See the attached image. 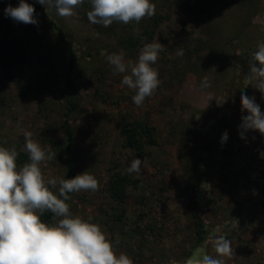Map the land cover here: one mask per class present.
Returning <instances> with one entry per match:
<instances>
[{
	"label": "rangeland",
	"instance_id": "1",
	"mask_svg": "<svg viewBox=\"0 0 264 264\" xmlns=\"http://www.w3.org/2000/svg\"><path fill=\"white\" fill-rule=\"evenodd\" d=\"M26 2L35 7L36 25L5 15L19 0H0V146H15L18 161L28 158L22 149L25 133H31L56 153L41 165L45 179H65L68 125L74 177L88 171L99 181L96 192L72 193L70 212L100 225L117 254L134 264L215 256L213 241L220 236L233 249L226 264H264V136L249 130L242 139L239 127L248 114L241 111L242 91L264 112L262 94L252 85L244 88L249 54L264 41V0H152L163 20L153 37L135 46L121 42L131 31L126 28L141 22L93 24L89 0L70 17L43 5L46 16L41 15L36 0ZM150 42L164 46L153 65L161 83L137 107L134 91L101 51L123 50L125 60L135 62ZM13 43L7 60L3 50ZM204 77L210 87H201ZM127 122L154 129V143L142 154L126 146ZM225 131L228 139L221 143ZM136 158L140 173L128 174ZM116 173L131 180L123 202L110 196ZM197 223L205 231L201 244Z\"/></svg>",
	"mask_w": 264,
	"mask_h": 264
},
{
	"label": "clouds",
	"instance_id": "2",
	"mask_svg": "<svg viewBox=\"0 0 264 264\" xmlns=\"http://www.w3.org/2000/svg\"><path fill=\"white\" fill-rule=\"evenodd\" d=\"M37 2L45 6L46 11L54 8L59 16L70 17L85 0ZM89 3V22L105 28L114 22L139 24L144 18H151L156 11L152 0H89ZM4 12L17 23L38 24L35 7L26 0H19L16 7L9 4ZM134 31L139 32V29ZM163 50L164 46L159 42L145 43L135 62L126 61L123 50L111 54L101 51L113 67L114 74H123L122 84L134 91L132 101L137 107H141L161 83L158 69L153 65ZM248 64L250 71L245 77L244 88L252 85L264 98V41H259L256 50L249 54ZM210 86L204 77L201 87ZM240 102L241 111L248 113L241 117V138L249 130L264 136V112L255 102V97H249L242 91ZM227 139L225 131L221 143ZM22 150L27 152L29 162L18 167L15 146H0V264H134L127 254H117L113 242L100 225L70 212L69 194L96 192L99 189L97 178L85 171L70 179L46 180L41 165L56 157V153L32 140L31 133H25ZM141 163L139 158L133 159L127 173L139 174ZM46 212L52 214L54 222L46 223L41 219ZM213 248L215 256L193 254L170 264H226V260L233 256L231 241L224 236L214 239Z\"/></svg>",
	"mask_w": 264,
	"mask_h": 264
},
{
	"label": "trees",
	"instance_id": "3",
	"mask_svg": "<svg viewBox=\"0 0 264 264\" xmlns=\"http://www.w3.org/2000/svg\"><path fill=\"white\" fill-rule=\"evenodd\" d=\"M36 8L41 15L46 16L44 9L41 8V4H39L37 0H36ZM162 20L163 17H161L155 11V14L151 18H148V21L146 22L141 21V24L139 26H135L136 28L133 25L128 26L126 29H130L131 31L127 32V34L124 35L125 37L122 39L121 43L126 44L127 46L128 45L135 46L139 44V42H141L142 40H145L148 37H153ZM137 28L141 29L143 32L141 31L135 32L134 29ZM57 31L59 36L63 40H65L63 30L57 27ZM15 49L16 48L14 43L9 46L5 45V48L3 50V56L6 57L7 60H10L8 59V54H11V52H13ZM69 50H70L69 63L71 65V68H74V62L76 61V56L74 55L71 49ZM8 66L5 67V71L6 74L10 76L11 71ZM122 132L126 138V146L135 149L139 154H142L144 152L147 143H154V139H153L154 129L148 126L147 124L127 122L123 124ZM67 137H68V142L65 147L67 148L68 151V157L66 161L67 173L65 179L67 178L70 179L73 178L75 175V164L73 161L72 131L68 125H67ZM27 159L28 158L25 157V155H21L20 160L16 161L17 166L19 162L25 164L27 162ZM130 182L131 180L126 173H116L111 178L109 184V191L111 198L116 201L123 202L127 196V188L128 185H130ZM69 195L72 197V193H70ZM69 201L70 200H68L67 203ZM41 219L46 223H50L51 221L54 220L50 212L44 213ZM195 229H196V243L201 244L205 240V231L199 226V223L196 224Z\"/></svg>",
	"mask_w": 264,
	"mask_h": 264
}]
</instances>
